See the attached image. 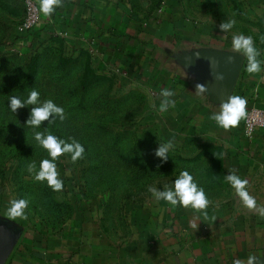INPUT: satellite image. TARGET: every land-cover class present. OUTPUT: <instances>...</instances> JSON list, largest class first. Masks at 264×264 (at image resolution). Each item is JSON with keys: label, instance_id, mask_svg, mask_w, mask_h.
<instances>
[{"label": "rangeland", "instance_id": "rangeland-1", "mask_svg": "<svg viewBox=\"0 0 264 264\" xmlns=\"http://www.w3.org/2000/svg\"><path fill=\"white\" fill-rule=\"evenodd\" d=\"M109 1L124 9L123 17L136 26V31L141 30L145 38L152 34L162 37L160 26L167 33L171 29L176 35L192 37L232 39L234 34H243L257 41L264 37L261 0ZM25 18L24 4L0 0V171L4 164L7 166V171L0 174V217H9L10 200L25 198L29 204L24 219L30 220L29 229L56 232L68 227L75 216L103 214L104 224L113 227L115 216L122 218L152 197L149 186L160 190L171 186L179 175L174 170L187 164L178 157H168L166 161L157 157L155 149L159 144L171 141L170 150L187 158L197 156L199 153H193L200 147L180 141L176 119L168 115V110L159 111L160 99L139 81L100 70L96 76L102 79L92 80L89 88H83L96 68L92 69L91 64L87 67L83 50L63 43L64 36L52 37L45 28L35 49L29 53L23 51L22 42L28 35L23 30ZM232 20L234 27L227 33L222 31L220 25ZM197 28L201 31H196ZM189 46L183 43L179 48ZM33 89L40 92L41 100L51 99L63 107L65 119L53 123L45 120L40 128L34 129L26 123L33 106L18 108L15 113L9 109L10 96L26 99ZM75 89L80 93L78 97L69 93ZM81 96L88 101L86 112L77 108ZM97 125L110 129V133L106 135ZM35 131L51 132L65 140L75 138L85 147L83 157L75 162L70 154L58 158L57 170L64 182L59 191L48 186L46 180L36 181L35 172H29V165L35 164L39 169L40 162L49 158L47 151L35 141ZM24 142L30 146L25 155L29 162L19 169L20 160L15 156L22 158L18 145ZM136 152L137 156H133ZM213 163L210 159L203 161V165L213 166ZM148 180L151 183L147 184ZM68 204L74 207L75 216L62 220L63 212H69Z\"/></svg>", "mask_w": 264, "mask_h": 264}, {"label": "crops", "instance_id": "crops-1", "mask_svg": "<svg viewBox=\"0 0 264 264\" xmlns=\"http://www.w3.org/2000/svg\"><path fill=\"white\" fill-rule=\"evenodd\" d=\"M123 11L109 0H63L51 16L42 13L41 25L50 34L67 38L71 46L88 50L94 68L139 81L160 103L174 101L168 115L177 121L180 141L200 147L193 154L206 145L221 147V164L204 165L217 172L215 181L201 182L210 203L193 210L150 197L120 219L114 214L113 227L104 224V214L75 216L64 230L50 233L29 229L30 220L5 217L23 229L6 264H247L249 256L264 264V129L248 138L244 119L234 128L218 126L210 115L220 107L173 59L193 48L235 52L232 39L176 35L162 26V37L145 38L143 32L128 27ZM253 42L258 59L264 61V37ZM183 43L190 46L179 48ZM247 63L246 58L234 93L247 100L246 113L253 107L264 110V72L249 74ZM163 89L174 95L161 96ZM232 170L248 180L245 188L256 202L252 208L227 182Z\"/></svg>", "mask_w": 264, "mask_h": 264}, {"label": "clouds", "instance_id": "clouds-1", "mask_svg": "<svg viewBox=\"0 0 264 264\" xmlns=\"http://www.w3.org/2000/svg\"><path fill=\"white\" fill-rule=\"evenodd\" d=\"M63 0H40V11L44 16H51L57 7L62 6ZM235 21L224 22L220 25L222 31L225 33L232 29ZM232 48L237 53H242L247 58V72L249 74L264 72V61L258 59L260 56L259 50L255 47L253 37L251 35L245 36L243 34L232 36ZM203 90V86H201ZM174 93L169 89H163L161 96L171 97ZM9 109L15 113L18 108L25 106L31 107L30 117L27 124L38 129L42 122L48 120L49 123L55 122L57 119L63 121L65 119V110L63 107L57 105L53 100H41L40 92L33 89L27 98L19 96L9 97ZM174 104V101L164 100L159 106V111L164 112ZM247 100L238 95L228 96L220 105L219 111L213 112L210 119L214 120L218 126L223 129L236 127L239 122L244 119L246 113ZM52 117L50 120L49 117ZM35 141L47 151L48 157L40 162L39 169L35 164L29 165V172H35L34 179L36 181H47L54 191H59L63 188L64 182L59 176L57 170V160L64 154H70L73 162L82 158L85 153V147L75 138L69 140L62 139L51 132H34ZM70 141V142H69ZM173 147L171 141L165 144H159L155 149V155L162 160L168 159V152ZM227 182L235 189L236 194L241 198L242 203L252 208L255 205V199L249 195L245 186L248 180L241 178L235 170L230 171L226 175ZM148 191L156 201H165L172 206L181 205L185 208L193 210H202L207 208L210 201L203 187H201L194 179L193 174L188 170H182L174 179L171 186H163V190L159 187L149 186ZM29 201L25 198L12 199L9 201L7 214L10 218L25 217V209L28 207ZM264 214V210H262ZM195 227V225H193ZM234 264H240L239 261ZM247 264H260L258 257L249 256Z\"/></svg>", "mask_w": 264, "mask_h": 264}, {"label": "water", "instance_id": "water-1", "mask_svg": "<svg viewBox=\"0 0 264 264\" xmlns=\"http://www.w3.org/2000/svg\"><path fill=\"white\" fill-rule=\"evenodd\" d=\"M177 66L198 84L209 101L220 107L234 95L246 64L243 54L215 48H193L173 55ZM23 236V229L0 217V264H6Z\"/></svg>", "mask_w": 264, "mask_h": 264}, {"label": "trees", "instance_id": "trees-1", "mask_svg": "<svg viewBox=\"0 0 264 264\" xmlns=\"http://www.w3.org/2000/svg\"><path fill=\"white\" fill-rule=\"evenodd\" d=\"M17 1L24 4L20 0H17ZM128 25H129L128 27H132V28L136 29V26H134L133 24L128 23ZM45 28H46V25H41L38 28H36L35 30L28 32V35L25 36V38L26 37L27 38L24 39V41L22 42L23 43L22 46L24 47L23 51H25L27 53L28 51H33L35 49V47L39 44V41L43 35V31ZM139 32H142V31L140 30ZM50 36L55 37L57 35L54 33H51ZM62 38H63V43L65 42L68 44V39L65 37H62ZM82 50H83L82 52L84 53V55L88 59L87 67L90 64L93 66L92 55L89 53L88 50H84V49H82ZM92 69H94V66L92 67ZM98 71H100V70H98V69L93 70V77L88 79V81L83 85V88H85V89L89 88L93 84L91 82L92 80L102 79L101 77L96 76V72H98ZM65 73H64V75H65ZM22 86H23V88L24 87L26 88L27 85L23 84ZM69 93L71 96H77L78 97L80 95V93H78L76 89L70 90ZM87 102L88 101H86V97L81 96V102L78 104L77 108H79V110L82 112H86L88 110ZM96 128H98L100 131L106 133V135H108L111 131L108 128L100 127L99 125H97ZM57 133H59V132H57ZM59 134H61V133H59ZM61 135L64 136L63 133ZM118 143H119V140H118ZM29 147L30 146H28V144H26V142L22 143V145H18V148H20L19 152H20V155H22L21 156L22 158L20 159L19 156H15V155L14 156L16 157V159L20 160L19 169L23 168L27 164V162H29V158L25 156L26 155V148H29ZM12 150H13V152H16V148H13ZM12 150L9 151L10 154L13 153ZM220 152L221 151L220 150L217 151V149L215 147L210 146V145L209 146L206 145L203 147L202 151L197 156H195L194 158H187L185 156L178 154L177 151H173V150H169L168 156H169V158L178 157L179 160H183L184 162L187 163L185 166L181 167L179 170H174V171H176L175 173L177 175L182 170H188L191 174H193L195 181L201 186V182L207 183L209 181H211V182L215 181V179H216L215 177L217 175L216 169H213L214 170L213 171L212 169H206V167H204V165H203L204 159H210L212 161V163L215 162V164L213 163V166L216 167L217 165L220 164L219 162L221 161L220 160L221 157L219 155ZM133 156H137V152H136V154H133ZM199 162H200V164H199ZM6 171H7V166L4 164L2 170L0 171V174H3ZM149 181L150 180L146 181V182H148L147 184L151 183ZM127 187H128V185H127ZM207 187H209V186H207ZM46 196L47 195H45V197ZM117 201H120V200L117 199ZM68 205L69 206H67V208H68L69 212H68V214H65V212H63V214L60 217L62 220L67 219V217L72 219L75 216L74 207L72 206V204H68ZM62 206L66 207V205H64V204ZM122 206H124V204H122ZM111 216H113V215L111 214ZM65 222H66V220L64 221V223Z\"/></svg>", "mask_w": 264, "mask_h": 264}, {"label": "built area", "instance_id": "built-area-1", "mask_svg": "<svg viewBox=\"0 0 264 264\" xmlns=\"http://www.w3.org/2000/svg\"><path fill=\"white\" fill-rule=\"evenodd\" d=\"M24 3L26 9V18L23 24L25 32H31L41 26L42 12L36 0H20ZM244 134L251 138L257 131L264 129V110L259 107H253L244 118Z\"/></svg>", "mask_w": 264, "mask_h": 264}]
</instances>
